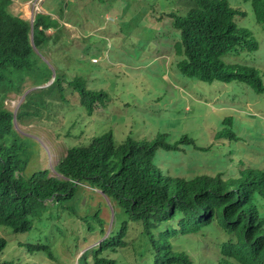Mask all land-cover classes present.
<instances>
[{
	"label": "trees",
	"instance_id": "1",
	"mask_svg": "<svg viewBox=\"0 0 264 264\" xmlns=\"http://www.w3.org/2000/svg\"><path fill=\"white\" fill-rule=\"evenodd\" d=\"M2 1L4 0L0 1V230L5 236L8 239L13 237L14 245L18 248L22 245L18 235L34 231L36 227L46 229L49 236L56 232L64 234L62 212H76V209L62 204L70 203L79 191V187L71 181L78 178L93 179L117 210L115 228L98 246L80 256V264H203L204 255H209L212 264H264V171L243 172L235 186L245 187V195L242 193L240 197L233 189L223 197L220 204L211 206L210 211L216 210L219 216L226 215L228 222L224 227H227V240L211 237L209 242H205L197 236L188 242L190 251L178 253L173 244H168L167 240L170 238L158 234L160 216L166 210L168 202L181 206L188 213L197 208L196 199L185 194L192 191L185 187L177 188L175 179L132 183L123 176L127 168L134 171L135 167L140 168L150 161L157 142H136L123 151V157L114 154L110 160L104 155L112 147V137H95L89 144L69 150L67 156L56 166L59 175H53L49 167L28 175L30 161L35 159L39 164L40 154L28 143L29 138L16 130L15 120L21 121L27 114L36 116L44 111L51 117L48 114V110H51L60 116H54L55 121L51 118L42 124L51 125L55 129L62 127L63 120L69 114L64 104L60 103L65 97L62 85L64 78L58 74L50 86L27 94L15 119L5 102L12 95L21 94L22 85L28 80L34 85L50 81L52 71L42 63L36 49L46 45L44 43L47 41L39 27L48 28L56 25V22L50 16L40 14L35 20L32 41L30 23L6 9L5 1L9 0ZM179 1H183L188 7L186 15L171 14L174 17V27L180 32V40L173 46L181 56L178 63L180 70L189 77L207 82L222 77L229 79V75L239 79L238 75L243 74L249 85L259 92L263 91L262 73L259 69L240 66L235 71V66L228 65L225 69L219 60L221 54L232 50L245 48L253 51L258 48L259 42L251 30L236 22V17L242 16L244 12L233 7L229 0ZM251 1L257 21L264 25V0ZM50 40L49 37L48 42ZM72 84L79 89L76 91L86 104L85 108L92 110L94 106L91 103L99 95L85 87L80 88V79ZM31 101L35 105L34 114L27 110ZM235 138V133L229 134L228 142L220 145L233 147ZM116 148L118 146L113 147L112 151ZM139 180L141 179L135 181ZM82 200L87 201V198ZM98 214L99 212L94 213ZM100 223L103 225V221L100 220ZM210 223L211 220L208 219L199 222L197 227ZM89 228L94 229L90 225ZM198 231L197 229L196 232ZM8 239L0 235V253L7 246ZM30 249L31 253L46 252L51 257L54 256L48 245L38 243L31 245ZM0 264L19 263L8 258L0 259Z\"/></svg>",
	"mask_w": 264,
	"mask_h": 264
},
{
	"label": "rangeland",
	"instance_id": "2",
	"mask_svg": "<svg viewBox=\"0 0 264 264\" xmlns=\"http://www.w3.org/2000/svg\"><path fill=\"white\" fill-rule=\"evenodd\" d=\"M178 1L122 0L114 6L122 10L121 16V13L114 7H107V3L100 1L98 3V0H95L94 4L87 8L92 13L87 20L98 23L95 29H90V26L85 23L83 14L86 8L81 11L79 8H74L77 14H70V16L75 21L76 16L81 13L82 18L79 19V23L65 25L66 34L56 33L60 39L59 42L48 47L60 54L52 59L57 65L54 67L59 73L66 75L68 80H72L79 73L77 62L79 60L80 69L90 72L93 77L87 82L86 75L81 77L84 83L86 82L87 88L103 90L107 93L106 113L94 136L111 131L117 142H122L131 136L135 139L150 141L162 138L166 143H174L182 137H187L188 146L191 147L188 156L178 159L163 151L157 155L156 163L164 164L172 171L179 170L176 164L185 162L188 157L193 158L189 161V165L198 163L202 158L212 163L210 149H213L215 154L213 164L220 163L225 168L229 162L232 163L230 157H236L246 152L248 148H254L252 155L243 156V160L249 162L248 165L257 166L256 162L260 154H264V94H256L247 86L237 82L209 83L191 78L183 75L177 67L172 65L177 58L175 49L161 45V43L173 42L174 39L171 36L173 34L178 36V31L172 25V18L164 13L178 10ZM229 1L232 6L245 12L243 16L236 17V22L239 26L247 27L253 32L259 41V48L251 53L240 51L229 53L224 56V60L227 63L245 62L250 65H260L264 71V25L257 21L251 2L247 0ZM79 4L80 0L70 2L67 8ZM19 8L16 12L22 11ZM23 10H26L25 4ZM24 11H22L23 14ZM187 11L188 7L183 13ZM95 26L92 25V27ZM147 36L152 37L151 45L145 38ZM157 44L159 48L154 50ZM42 49L47 50L45 47ZM170 51L173 54L166 58ZM93 57L101 61L93 64L91 63ZM31 87L32 85L29 84L24 90ZM22 99L23 95L11 96L6 100L5 106L16 112ZM77 102L80 103V100ZM223 110L233 111L232 118L227 125L238 122L234 131L244 133L235 140V150L226 159L221 155V146L219 137H217L220 131L224 133L223 139H227L229 135L223 124ZM251 120L255 122L252 126L248 124ZM15 125L20 134L31 136L34 142L28 139V143H31L33 148L44 147L46 154H40L42 157L40 168H45L47 165L52 166L60 159L61 154L58 148L64 147L63 140L61 137L57 139L51 129L42 126L41 117L32 119V116H26L20 124L16 121ZM60 133L64 135V130L61 129ZM45 135L50 138V142ZM196 147L205 148L203 156H197ZM36 164V161L30 163L32 172L35 171ZM220 168L219 166L211 172L216 173ZM200 173L206 174L209 171L203 169ZM89 199L93 204L100 201L99 195ZM99 205L102 207V217L107 222L105 227H108L112 219L113 205L106 204L105 200L103 205L101 203ZM96 206L88 213H93ZM80 207L81 210L73 227L70 228L76 233L82 229L80 217L87 214L85 207L83 205ZM35 233L37 236L34 242L38 238V231ZM25 236L26 234L18 235L19 239ZM39 237L42 245L45 241L51 248L55 259L59 258L60 262L53 261V263L52 260L43 256V253L27 252L25 254L32 255L26 259L30 264H77L81 253L96 246L100 238L98 233H89L85 230L78 235L76 243L69 237V233L64 235L55 233L49 241L40 236V232ZM9 239L14 243L13 238ZM208 257L209 255L202 256L203 264H210ZM129 258H131L130 255Z\"/></svg>",
	"mask_w": 264,
	"mask_h": 264
},
{
	"label": "clouds",
	"instance_id": "3",
	"mask_svg": "<svg viewBox=\"0 0 264 264\" xmlns=\"http://www.w3.org/2000/svg\"><path fill=\"white\" fill-rule=\"evenodd\" d=\"M4 1H2V2H4ZM74 1H77V0H9V2L5 1L6 9H8L13 15L19 16L22 20H27L30 23L32 41H33V35H34V29H35V20L40 14L50 16L51 20L56 22V25H52L48 28H44L43 26L39 27V30H41L43 32V34L47 37V41L44 43L46 45H44V46L42 45V47L40 49L45 47V49H47V50L36 49L39 57L42 60V63L46 64L50 68V70L52 71V77H51L50 81L46 82L42 85H34L32 81H29V80L26 81L22 85V93L19 94V95H23V99L21 101V104H20L18 110L16 112H13L7 108L11 113H13L14 119H15L18 112L21 109V105L24 102L27 94H30V92L33 90H39V89L50 86L58 74L62 75V77L64 78L62 80V85H63V88L65 90V97L64 98L62 97L64 100L61 99L60 103H63L64 106L66 107L67 111L69 112L67 117H65V120H63L62 127H60L59 129H55L54 127H50L51 125H43L42 124L43 121L51 119V118L53 119V121H55L56 119L53 117L54 116H60L59 113H56L54 111L48 110V114L51 117L47 116L46 111H44V113H42L40 115L37 114L36 116H32V119L33 118L40 119V117H41L42 126H45L49 129H51L53 134L55 136H57V139L61 137L63 140L62 143L64 144V147L58 148L59 153L61 154L60 159L56 163L52 164V166L47 165L45 167V168L49 167L53 175H59L60 172L57 170L56 166L63 160V157L67 156L69 150L72 147L87 145L95 137L101 138L102 136H105V135H110L112 137V147L108 151H106V152L104 151L106 154L104 156L108 157L110 160L113 159L114 154H119L123 157V151L125 149H128L129 145L134 144L136 142H141V141L147 140V139L139 140V139H135L131 136H128L122 142H117L115 137H114L113 132H111V131L104 132L102 134L94 136L97 129H98L100 121L104 118L105 113H106V108L108 106V95H107V93L104 92L103 90H94V89L87 88L86 82L88 80L92 79L93 77H92L90 72H88V71L85 72V69H80V61L77 59L76 60L79 63V66H78L79 73L72 80H68L66 75L59 73L57 71L58 69L56 67H54L57 65H55L53 63L52 59L55 58L57 55H60V54L57 51H52L50 49L51 47L50 48H48V47L52 44L56 45L59 42L60 39H59V37H57L56 33H59L61 35L66 34L65 33V25H73V24L77 25L79 23V19L82 18L81 13H79V15L76 16L75 21H74V18H72L70 16V14H77V10L74 8H79L80 11L83 8H86L85 13L83 15L85 17L84 18L85 23L90 26V29H95L98 25L97 21L95 23H92V22L87 20L88 17L90 15H92L91 10H89L87 8H88V6L93 5L94 2H93V4H91V2L95 1V0H91V1L90 0H80L79 5H73V6H70V8H67L68 4L70 2H74ZM99 1L102 3H107L106 4L107 7H114L116 4H118L122 0H119V1L98 0V3H99ZM124 1H130V0H124ZM247 1L251 2V5H252L251 0H247ZM61 2H62V4H60ZM24 4L26 5L25 11L23 10ZM177 5L179 7L178 10L171 11L170 13L164 12L165 14H168L172 18L173 27H174V17L171 15L172 13H178L180 15H186L187 14V13H183L185 10V7H186L183 1H178ZM19 6H20V8H19ZM18 8L20 10L24 11V14L22 11L16 12V10ZM114 8L117 9V11L120 12L121 16H122V14H123L122 10L120 8H117V7H114ZM252 8H253V5H252ZM237 9H239V8H237ZM107 11H109V10H107ZM147 11H146V13H147ZM240 11H242V10H240ZM146 13L144 14L145 16H146ZM162 14H163V12H162ZM244 14H245V12H244ZM163 16H164V14H163ZM122 18H124V17H122ZM107 19H109V17H107ZM92 25H96V26L92 27ZM53 31L55 34L52 33ZM171 36H173V39H174L173 42L165 41V42H162L161 45L175 49L173 46H176L177 42L180 40V32L178 31V36L176 34H173ZM49 37L51 38V40L48 42ZM145 38H147V42L149 43V45H151L152 44V37L147 36ZM167 39H165V40H167ZM256 40H257V38H256ZM124 41H125V38H124ZM158 45L159 44L156 45L154 50H157L159 48ZM258 48H259V46H258ZM258 48L257 49L255 48V50H253V51H249L245 48H240L238 51L232 50V51H229L225 54H221L219 57V60L223 64L225 69H226V65L235 66L236 67L235 71H237L240 66L254 67L257 70L259 69L262 73L261 77H262V83L264 85V71L260 65H250V64H247L245 62L227 63L224 60V56L228 55L229 53H235V52H239V51L244 52V53H251V52L258 50ZM62 52H64V50ZM172 54H173V52L170 51L168 53V55H166V58ZM175 54L177 55L176 61L174 64H172V63L171 64L180 70L178 63H179V60L181 59V56H180V54H178V52H176V49H175ZM185 58H186V56H185ZM61 59L63 61L62 56H61ZM100 61H101V59H98L96 57L91 58V63H93V64L99 63ZM226 72H227V70H226ZM181 73L183 75H185L184 72L181 71ZM83 75H86V77H87V80L85 83L81 78ZM185 76H187V75H185ZM238 77H239V79H235L234 77L229 75V79H225L224 77H222V79H215L213 81H209V83H212L215 81H221L224 83L237 82V83H241V84L247 86L256 94H264V89H263V91L259 92L254 87L249 85L245 81L246 77H244L243 74L238 75ZM191 78L202 80V79H199L197 77H191ZM76 79H80V88L83 89L85 87L86 89H88L92 92H95L99 95L91 103V105L94 106L92 110H88L87 108H85L84 105H86V104H84L82 102V99H81L79 93L76 91L79 89L74 88V84H72V83ZM205 82H207V81H205ZM29 84H31L32 87L25 91L24 89ZM174 88H176V86H174ZM12 96H15V95H12ZM78 100H80V103L77 102ZM34 106L35 105H34L33 101H31L30 104L27 106L28 107L27 110L29 112H33V114H34L35 113L33 111ZM223 111H224L223 124H224V126H226V130L231 135H233L234 133L236 134L235 140L239 139L240 136L243 135L244 133L243 132L238 133V132L234 131V128L237 126L238 122H236V124H233V122H232L230 124V126L227 125L230 118H232L233 111H231V110H223ZM26 116H31V115L27 114L24 116V118ZM44 116H45V118H44ZM62 119H64L63 116H62ZM16 121L20 124V122L22 120L21 121L15 120V122ZM254 123L255 122L253 120H251V122H248V124L251 126L254 125ZM61 129L64 130V135H62L60 133ZM42 132L45 134V131L42 130ZM247 132H248V130H247ZM223 135H224V133L222 131L217 133V137H219V143H227L228 142V139L222 138ZM28 136H26V137H28ZM263 136H264V132H263ZM28 138H29V140H31V142H34L31 138V136H29ZM47 139L50 142V138L47 137ZM235 140H234V143H235ZM147 141H150V140H147ZM150 142H157L156 145H154L152 159L150 161H148L145 165L140 166V168L135 167L134 171H131L130 169L127 168V170L124 171V175H123L124 179L127 178L128 181H130L132 183L147 182L148 180H157V179H160V180L161 179H168V178L169 179H175V180H177V183H176L177 188L185 187V188L190 189L192 191V192H186L185 194H188L191 197H193L194 199H196V204H197V208L192 209L188 213L181 206H179L175 203L168 202V204H167L168 206H167L166 210L160 216V226L158 229V234L160 236L170 238V240H167V242H168V244L174 245L175 249L177 250V253L179 251H184V252L190 251V247L188 245V242L195 239L197 236H199L200 239L204 240L205 242H209L211 237H216L218 240H227L228 235H227V230H225V229H227V227L226 228L224 227V226H226V224L228 222L226 215L223 214V215L219 216L217 214L216 210L210 211V208H211V206H216V205L220 204L222 202L223 197H225L227 194H229L230 190L234 189L236 191L237 195L240 197L242 196V193L245 195V192H246L245 187L235 186L236 181L238 178L241 177L242 173L247 171V170L264 171V168H263L264 167V154L260 152L261 153L260 157L258 158V161L256 162L258 164L257 166L248 165L249 162H245L243 160V156H245L247 154L252 155L251 153L255 150L254 148H248L247 151L242 153L241 155H238L236 157H230V160L232 161V163L229 162L226 165V167L223 168L220 165V163L213 164L214 160H215V154H214L213 149H210L209 153L212 155V160H211L212 163L208 162V160L206 158H202V159H200V161L198 163H196L194 165H189V161H192L193 158L188 157V159L185 162H179L176 164V166H179V170L172 171L171 169H167L164 164H157L156 163L157 155L159 152L163 151L166 154L174 156L178 159H180L183 156H188L189 151L191 150V147L188 146L187 137H182L174 143H166L164 140H162V138H158V139L152 140ZM196 142L200 143L199 140H196ZM47 145H49V144H47ZM115 146H118V148H116L114 151H112V148ZM235 146L236 145H234L233 147H227V144L224 146H221L220 152H221L222 157L226 159V157L228 155L232 154L235 150ZM209 147H210V145L208 146V148ZM196 148L198 150L197 156L198 157L203 156L205 148L204 147H196ZM35 150H37L38 151L37 153H39V154H46L44 147L43 148L35 147ZM101 153L99 155H101ZM41 158L42 157L40 155L39 156V164L35 159H32L30 161V163L32 161L37 162V164L35 166V170L45 169V168L39 167L41 164V160H42ZM219 166L221 167L220 170H218L216 173L211 172ZM203 169L208 170L209 173H206V174L202 173L201 174L200 171ZM27 170L29 171L28 175L30 176L32 174V169L30 167V164H29ZM120 177H121V174L119 175V178ZM136 179H141V180L135 181ZM71 182L75 183V185H77L79 187V191L77 194H75L77 196H74V198L70 201V203L62 204V205H67V206H70L71 208L76 209V212H72L71 210H70L71 212L70 211L62 212L63 222L61 225H62V229L64 230V234L69 233V237H71L72 241L74 243H76L78 235L84 230L86 232H89V233H98V236L100 237L99 240L97 241V245H96V246H98L99 243L102 242L104 239H106L110 235L111 231L115 228V220H116L115 211H117V210H115L114 207L111 208L112 209V219H111V222L108 225V227H105L107 225V222H106L105 218L102 217V207H101V205H99V203H101L103 205V201L105 200L106 204H109V203L111 205H113V204L110 201V199L103 194L100 187H98V182H96V181L94 182L93 179H79V178L72 180ZM132 183H130V184H132ZM228 184H230L231 187H229ZM97 195H99L100 201L97 202L96 204H93L89 198L90 197L94 198ZM82 198H87V201L82 200ZM81 205H83L85 207V211L87 212L88 216L83 215L82 217H80V220H81L80 225L82 226V229H80L76 233L75 230L73 232L72 229H70V228L73 227L74 221L76 220V218L79 214V211L81 210V207H80ZM95 206H96L95 211L93 213H88ZM95 212H99V214L94 215ZM208 219L211 220L210 224H208V225H202L201 224V226L197 227L199 222H202V221H205ZM100 220L103 221V225H101ZM54 221L58 222L56 219H54ZM222 223H224L225 225H223ZM69 224H70V226L68 227ZM89 225L93 226L94 229L90 230ZM101 229H103L104 232ZM197 229L199 230L198 232H196ZM35 231H38V238L34 242V239L37 236ZM207 231H211V232H207ZM39 232H40V236H43L45 238V240H47V241H49L50 238L55 235L54 234L52 236H49L47 233V230L42 228V227H36L34 231L21 232V234H26V236L22 237V239H21L22 245H20L17 248V246L14 245V243H15L14 239H13L14 243L10 242V240L0 230V235L9 240L7 246L0 253V259H8V258L10 259V257H12L11 259H13L14 262H16V263L30 264L29 262H27L26 259L28 258V256H32V255L25 254V253L31 252V249H30L31 245L38 244V243L40 245H42V243L40 242ZM56 233L59 234L58 232H56ZM64 234H59V235H64ZM11 238H13V237H11ZM83 240L87 241L84 238H83ZM44 243H45L44 245H48L45 241H44ZM96 246H94V247H96ZM94 247L87 249V250L88 251L92 250ZM87 250L82 252L81 255L84 254ZM40 253H43V256L52 260V262L53 261L60 262V259L59 258L55 259V256L51 257L46 252H40ZM80 256L77 259V261H78L77 264H80L79 263ZM210 264H212V263L210 262Z\"/></svg>",
	"mask_w": 264,
	"mask_h": 264
}]
</instances>
